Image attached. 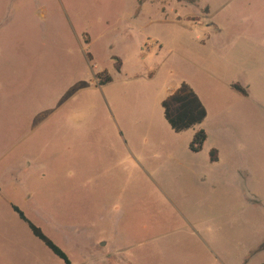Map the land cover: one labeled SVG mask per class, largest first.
<instances>
[{
    "label": "rangeland",
    "instance_id": "1",
    "mask_svg": "<svg viewBox=\"0 0 264 264\" xmlns=\"http://www.w3.org/2000/svg\"><path fill=\"white\" fill-rule=\"evenodd\" d=\"M13 206L72 264H264V0H0V264H65Z\"/></svg>",
    "mask_w": 264,
    "mask_h": 264
},
{
    "label": "trees",
    "instance_id": "2",
    "mask_svg": "<svg viewBox=\"0 0 264 264\" xmlns=\"http://www.w3.org/2000/svg\"><path fill=\"white\" fill-rule=\"evenodd\" d=\"M88 59L92 60V56L88 54ZM108 78L106 82L111 81ZM236 90L243 96H248V92L240 86H236ZM165 118L170 127L176 133H181L201 125L207 118L208 112L199 96L187 85H183L176 93L163 102ZM208 139L205 130L201 129L197 132L195 139L191 145V150L195 153L202 151L204 144ZM211 161L216 163L219 161V152L214 149L211 152ZM14 211L20 219L25 222L31 229L34 236L39 239L55 256L62 260L65 264H72L66 252L51 240L41 228L32 223L26 214L17 206H13Z\"/></svg>",
    "mask_w": 264,
    "mask_h": 264
}]
</instances>
